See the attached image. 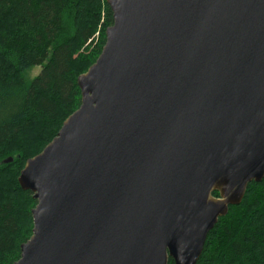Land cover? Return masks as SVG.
Returning a JSON list of instances; mask_svg holds the SVG:
<instances>
[{
  "label": "water",
  "instance_id": "water-1",
  "mask_svg": "<svg viewBox=\"0 0 264 264\" xmlns=\"http://www.w3.org/2000/svg\"><path fill=\"white\" fill-rule=\"evenodd\" d=\"M106 3L78 108L19 172L36 204L12 264H196L264 177V0Z\"/></svg>",
  "mask_w": 264,
  "mask_h": 264
},
{
  "label": "trees",
  "instance_id": "trees-1",
  "mask_svg": "<svg viewBox=\"0 0 264 264\" xmlns=\"http://www.w3.org/2000/svg\"><path fill=\"white\" fill-rule=\"evenodd\" d=\"M111 22L106 0H0V264L16 261L32 234L36 200L19 172L78 108L77 76L101 52ZM196 264H264V177L219 217Z\"/></svg>",
  "mask_w": 264,
  "mask_h": 264
},
{
  "label": "rangeland",
  "instance_id": "rangeland-1",
  "mask_svg": "<svg viewBox=\"0 0 264 264\" xmlns=\"http://www.w3.org/2000/svg\"><path fill=\"white\" fill-rule=\"evenodd\" d=\"M40 69H41V66H39V65H36V66H33L32 68H30L27 72H25L26 79L30 80L32 77H34L35 75L38 74Z\"/></svg>",
  "mask_w": 264,
  "mask_h": 264
}]
</instances>
